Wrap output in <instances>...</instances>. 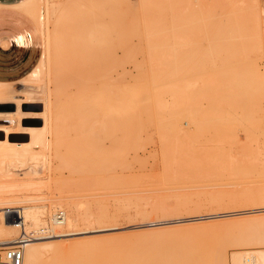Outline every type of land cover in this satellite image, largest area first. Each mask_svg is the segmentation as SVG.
<instances>
[{"label":"rangeland","instance_id":"374dc122","mask_svg":"<svg viewBox=\"0 0 264 264\" xmlns=\"http://www.w3.org/2000/svg\"><path fill=\"white\" fill-rule=\"evenodd\" d=\"M50 1L60 2L63 7L70 2V0ZM122 1L123 5L118 4L116 13L124 28L113 31L108 37L102 36L107 44L102 48L103 56L100 58L103 61H99L101 68L98 70L101 74V72L111 69L112 65L119 72L126 68L130 72V77L133 78L130 79L133 89H137L136 86L139 84L136 83H140L143 78L148 85V92H142L147 97L145 99L142 96L144 100L142 99L143 103L141 101L140 103L144 120H150L146 122L147 126L144 128L146 130H142L143 132L140 130L141 132L137 134L136 138L134 137L131 147L125 145L121 151L117 150L115 167L113 166L114 169L109 170L110 173H108L110 176L106 174L108 171H98L103 156L94 155L96 149L93 150V147H86L82 150L86 151L87 149L90 154L93 152V155L76 156L78 160L80 157V160H92L93 164L77 163L82 164L83 167L79 165L78 168L80 169L77 168L76 172H72L71 176L81 187L78 192L79 186H76L74 194L78 193L75 197L78 196L77 198H79L80 196L79 199L96 197L95 199H100L104 205L101 209H90V215L97 220H95L93 228L90 226L88 229L121 228L63 238L58 241L63 244V257L72 261L77 259L81 264H170L177 258H191L197 264H222L224 263L222 262L224 255L232 257L242 253L246 257L255 251L262 250L256 248L264 247V238H260L263 241L260 240L256 243L257 245L255 243L254 245L253 243H251L252 245H244V241L249 239L246 237L251 236L252 238L251 232L257 229L256 223L248 220V215H233L234 217L232 215L231 217L220 215L256 207L257 202L247 206L236 200L237 193L243 191L246 193L249 190L246 194L248 196L256 190L264 189V173L262 172L264 169L262 168L261 173H259L257 170L260 169V166L255 167V164L250 163L253 165L252 167H255L254 173V170L252 171L254 168L250 167L248 162H240L239 165L242 168L239 165L236 168L237 171H242L233 173L231 169H228V163L224 162L223 164V158L218 161V158L214 157L216 163L212 157L214 155L212 152L213 144L208 141L206 136L199 137L200 140L195 139L194 141L184 138L189 147L194 145L200 164L187 166L180 163L178 158L175 159L176 156L179 157L178 155L175 156V150L183 141L181 140L183 139L181 131L182 129L189 130L190 127L185 124L189 121L187 113L190 115L203 113L208 111V107L212 105L211 94L215 93L211 90L212 86L208 90L209 85L205 82L207 79L223 80L224 86L220 89L224 88V90L233 85V87L228 88V91L226 90V93H223L225 95L244 94L246 89L249 91V88H253L250 84L252 81H254L253 84L257 79H260V82L264 81V34L262 27L255 25L250 10L245 6L241 9L238 8V5L234 3L235 0H193L190 5H196L195 12L199 14H196L198 18H194L196 21L195 24L192 23L191 29L168 27L163 29L168 32L150 35L145 28L144 14L139 6L142 0H133L134 4L131 0ZM211 11L214 14H210ZM207 13L212 18L205 20L204 23L201 17ZM185 16L186 14L183 12L179 16L170 12L168 18L163 22L178 21L182 24L185 21ZM105 19L109 20V17L105 16ZM14 21V18H9L1 23L0 37L7 34L5 32L8 30L15 28L29 43H32V51L28 53H31V58L27 64L15 73L14 79L7 81L14 82L12 89L17 98L27 99V91L33 89L32 84L21 82L19 81L20 78H16L23 75V77L27 76L41 59L44 51L43 33L41 35L42 26L38 25L27 14L24 16L22 25H16ZM149 37L158 42V44L156 43L158 49L154 53H157L159 57L164 53L171 54L164 60L163 66L168 65L178 56L183 57L184 63L187 64H185V68L183 66L180 68V71L176 73L177 75L171 74L170 70L160 66L164 77L157 82L159 84L157 90L160 91L158 92L160 94L159 102L164 104H160L158 110L156 109L157 98L155 99L154 83L151 76V69L153 68L150 61L153 51L150 52ZM28 69L30 70L25 74ZM143 71H147V73ZM171 75L174 77L172 78ZM238 79L240 83L243 81L242 87L237 85ZM183 82L193 84L191 89L193 97L190 104L194 103L186 108L182 104L179 105L180 107L172 106L174 105V98H176V91L173 88L176 87L177 90L176 85ZM263 83H261L262 86H264ZM138 88L140 89V87ZM254 89L250 90L253 91ZM252 94L254 95V91L251 92V96H253ZM41 107V103L25 101L23 109L20 111L24 117L22 122L13 116L10 118L1 117L0 128L8 127L11 130H19L22 125L41 126L42 120L36 116ZM218 109H225L226 112L230 110L225 104ZM2 110L15 113L17 112V104L12 103L9 108ZM151 121L153 122L151 123ZM236 132L242 141L246 140V134L243 130H236ZM18 134L20 133H13L11 136ZM0 140H3L2 131H0ZM124 153L127 155H125L126 157L123 156ZM4 159L1 158L2 163L7 160ZM7 161L4 163L6 167L11 163L17 166H15L16 170L11 169V173L17 175L18 178L29 173V171L35 172L38 174L37 176H45L46 173L53 171L56 165L51 156L43 160L47 165L46 168L42 160L36 166L31 161L24 162L23 165H19L16 159L10 158ZM108 164H112V161ZM226 166L228 167L226 168ZM31 167L36 170L31 169ZM67 173L69 174L68 171H65L66 176ZM79 178L84 179L78 181ZM105 183L108 185L106 186ZM106 187H111L112 190L110 188L107 190ZM106 202L109 204H105ZM147 223L155 224H152L153 226L145 225ZM261 236L264 237V235L259 237ZM242 243L244 246L241 245Z\"/></svg>","mask_w":264,"mask_h":264},{"label":"bare ground","instance_id":"6f19581e","mask_svg":"<svg viewBox=\"0 0 264 264\" xmlns=\"http://www.w3.org/2000/svg\"><path fill=\"white\" fill-rule=\"evenodd\" d=\"M131 2L134 1L131 0ZM192 2L193 0H142L138 5L144 14V25L147 33L154 35L160 32H168L166 29L163 30L168 27L191 29L192 23L195 24L196 21L194 18H198L196 14H199L195 12L196 5H190ZM234 3L240 9L245 6L250 10L255 25L261 26L264 34L263 0H235ZM118 4L122 6L123 1L70 0L68 5L63 7L62 3L51 2L50 0H25L16 6L42 26L41 35L43 33L44 40V51L39 63L27 76L19 80L32 84L33 89L27 91V99L17 98L12 89L13 82L0 81V118L13 116L22 122L24 117L20 111L23 109L25 101L42 104L41 110L36 113V116L42 120L41 126L22 125L19 130H11L8 127L0 128V131L3 132V140H0V250L17 245L22 236L30 235L31 241L24 244V264H81L77 259L72 261L64 258L63 244L58 241L83 233L121 228L88 229L90 226L93 228L94 222L97 220L90 215V209H101L104 205L100 199H95L96 197L89 199H79L80 196L79 198H77L78 196L75 197L81 187L71 176L72 172L77 171L79 165L82 166V164L77 163L93 164L92 160H80L81 157L78 160L76 157L93 155V152L90 154L87 149L82 151L86 147L96 149L94 155L103 156L98 171H108L106 174L110 176L108 173H110L109 170L114 169L117 150L121 151L125 145L131 147L134 137L136 138L142 130H146L144 129L147 126L146 122L150 120H144L140 103L143 99L142 96L145 99L147 97L142 92H148V85L143 78V81L140 80V83H136L140 85L143 82L141 86L138 85L136 86L137 89H133L132 81H130L133 78L130 77V72L126 68L119 72L112 65L111 69L108 67L109 69L101 72V74L99 72L101 68L99 61H103L100 58L103 56L102 48L107 44L102 36L108 37L113 31L124 28L116 13ZM170 12L175 16H179L182 12L185 13V21L182 24L178 21L163 22L168 18ZM212 13L213 11L210 12V14ZM210 14H200L202 15V17L200 16L201 19H203L202 22L205 23V20L212 18ZM105 16L109 17V20H106ZM162 23L164 24L162 25ZM5 42L8 44L4 40V44ZM149 43L151 45L150 52L153 51L150 61L153 68L151 69V76L154 83L155 99L157 98L156 109L158 110L162 102L160 103L158 99L160 95L158 92L160 91L157 90L159 89L157 82L164 77L160 66L167 68L171 74L175 75L182 66L185 68L187 64L184 63L183 57L178 56L174 61L166 64L167 66H163L164 60L171 54L164 53L159 57L157 53H154L158 49L156 46L158 42L149 37ZM143 72L147 73V71ZM220 80L207 79L205 81L209 85L208 90L212 86L211 90L215 93L211 94L212 105L210 104L208 111L203 113L191 115L187 113L189 121L185 124L190 127L189 130H180L183 141L175 150V156H179H176L175 159L178 158L180 163L187 166L198 164L200 161L196 156L194 145L189 147L184 138L194 141L199 137L206 136L208 141L213 144H210L214 154L212 157L218 158V161L223 158V164L224 162L228 163V169H231L233 173L238 170L237 166L240 162L252 163L255 164V167L260 166V169L256 170L261 173L260 170L264 169V86L261 83L264 81L261 79L263 82H260V79H255L257 84H253L254 81L250 83L253 88H249L248 83L249 91L246 89L247 87H243L248 91L243 92L244 94H231L230 92L231 95H225L223 93H226V90L228 91V88L233 87V85L226 90L220 89L224 86L223 80ZM242 82L240 83L238 79V83H236L242 87ZM144 83L146 86H143ZM244 84L246 83L244 82ZM176 86L177 90L176 87H171L176 91V98H174V105L172 106L180 107L181 104L185 105V108L191 106L194 103L190 104L193 97L191 91L193 84L183 82ZM254 86L257 89L256 87L254 89ZM250 89H254L253 96H251L253 91ZM232 90L234 92L233 88ZM240 92L242 91L240 90ZM141 102L143 103V101ZM12 103L17 104V112L2 110L9 108ZM223 104L230 108L228 112L225 109H218ZM236 130L245 132V141L241 140ZM13 133L20 134L11 136ZM125 155L124 153L123 156ZM50 156L56 165L53 171L46 173L45 176H37L38 174L35 172L29 171V173L18 178L17 175L11 173V169L16 170V165L13 163L7 167L4 165L10 158L16 159L19 165L31 161L36 166L42 160L46 168L47 165L43 160ZM206 157L208 158V156ZM1 158L7 159L6 162L2 163ZM110 161L112 164L109 165ZM255 167H252L254 169L251 168L254 173ZM31 169L34 168L31 167ZM65 171L69 172L67 176ZM262 172L264 173V171ZM73 175L75 176V174ZM80 179L84 178H79L78 181ZM76 186L79 188H77L78 192L76 191L77 193L74 194ZM108 188L111 189V187ZM108 188L107 190H109ZM248 191L246 193L243 191L245 194L243 192L237 193L238 196L235 198L247 206L257 202L256 207L220 215L230 217L231 215L232 217H234L233 215H248V220L256 223L257 229L251 232L252 238L248 236L246 239H249L244 241L246 246L252 245L251 243L257 245L256 243L264 238L263 236L259 237L264 235V189L256 190L247 196ZM61 212L64 213L63 219L58 218ZM101 224L103 225V223ZM152 224L155 223L145 225L153 226ZM256 249L262 250L255 251L246 257L242 253L232 257L224 255L222 261L224 263L222 264H264V247ZM190 259L177 258L170 264H197L196 261Z\"/></svg>","mask_w":264,"mask_h":264},{"label":"crops","instance_id":"0c3cea01","mask_svg":"<svg viewBox=\"0 0 264 264\" xmlns=\"http://www.w3.org/2000/svg\"><path fill=\"white\" fill-rule=\"evenodd\" d=\"M24 1L25 0H0V25L9 18H14L16 25H22L24 23V16L26 13L18 9L16 6ZM5 33L7 34L0 37V81L13 82L7 80L14 79V77H16L15 73L24 67L30 60L31 53H28L29 51H32V43H29L25 37L20 34L19 30H16L15 28L8 30ZM4 40L7 41L8 44L5 42V45ZM30 69L26 70L25 74ZM21 77L16 79H22Z\"/></svg>","mask_w":264,"mask_h":264},{"label":"built area","instance_id":"2783aa9c","mask_svg":"<svg viewBox=\"0 0 264 264\" xmlns=\"http://www.w3.org/2000/svg\"><path fill=\"white\" fill-rule=\"evenodd\" d=\"M64 213L58 215L59 219H63ZM30 235L22 236L17 245L7 247L0 250V264H24V244L31 241Z\"/></svg>","mask_w":264,"mask_h":264}]
</instances>
